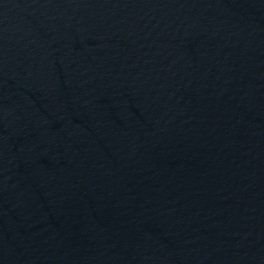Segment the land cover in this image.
I'll return each mask as SVG.
<instances>
[{
	"label": "water",
	"instance_id": "95a60500",
	"mask_svg": "<svg viewBox=\"0 0 264 264\" xmlns=\"http://www.w3.org/2000/svg\"><path fill=\"white\" fill-rule=\"evenodd\" d=\"M0 264H264V0H0Z\"/></svg>",
	"mask_w": 264,
	"mask_h": 264
}]
</instances>
